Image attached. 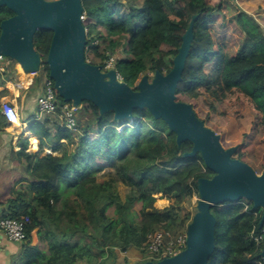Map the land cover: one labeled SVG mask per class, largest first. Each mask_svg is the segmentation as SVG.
<instances>
[{"label":"trees","instance_id":"trees-1","mask_svg":"<svg viewBox=\"0 0 264 264\" xmlns=\"http://www.w3.org/2000/svg\"><path fill=\"white\" fill-rule=\"evenodd\" d=\"M82 2L87 59L92 54V63L104 66L110 55L115 56L122 80L135 88L143 73L172 69L183 35L198 15L177 99L192 104L197 116L214 128L218 125L213 119H219L222 134L235 121L240 136L237 144H231L238 146L234 157L258 173L264 171V25L257 17L233 0ZM14 14L0 5V34L2 21ZM52 38L53 31L47 29L38 30L34 38L42 71L48 75ZM16 64L8 58L6 71L0 73L1 96L8 92V81H18ZM57 95L60 105L65 104ZM79 109L75 131L62 119V107L43 118L24 120L40 138V150L28 152L29 140L20 141L17 156L24 160L26 175L20 178L19 188L11 189L0 213V217L29 218L24 264H108L117 249L127 252L132 247L149 254L150 233L187 230L194 212L184 203L199 195V178L214 176L200 153L185 156L193 142L179 146L177 134L148 108L134 109L132 119L121 121L114 111L101 114L90 100ZM82 112L88 116L86 121L80 117ZM0 125H7L1 108ZM69 145L75 147L69 150ZM44 147L60 154H43ZM108 168L129 188L125 200L114 179L100 178ZM159 193L173 204L157 208ZM138 202L142 203L139 221L134 210ZM111 207L115 216L109 214ZM261 210L247 199L212 208L215 249L208 264H257L261 251L251 232L259 226L256 213ZM34 230L40 234V244L35 246L28 242ZM148 260L159 257L142 262Z\"/></svg>","mask_w":264,"mask_h":264},{"label":"water","instance_id":"water-1","mask_svg":"<svg viewBox=\"0 0 264 264\" xmlns=\"http://www.w3.org/2000/svg\"><path fill=\"white\" fill-rule=\"evenodd\" d=\"M0 5L15 13L1 23L0 52L20 64L26 73L36 75L43 62L34 43L37 31L52 30L46 62L64 101L80 107L90 100L101 114L114 111L117 121L132 119L134 109L148 108L177 134L179 146L193 142V149L185 156L200 153L214 172L211 178L198 179L199 199L187 225V247L175 256L140 264H208L215 249L216 217L212 208L216 205L250 200L254 208L262 209L259 226L263 225L264 171L258 173L234 157L238 146L226 148L221 135L197 116L192 104L177 99L198 15L193 16L183 35L172 69L168 73L156 71L152 80L149 75L142 76L135 88L118 78L117 69L103 71L102 65L88 61L82 0H0Z\"/></svg>","mask_w":264,"mask_h":264},{"label":"crops","instance_id":"crops-1","mask_svg":"<svg viewBox=\"0 0 264 264\" xmlns=\"http://www.w3.org/2000/svg\"><path fill=\"white\" fill-rule=\"evenodd\" d=\"M16 67L20 74L18 81L13 80L6 83L5 88L8 92L3 99L19 107L20 123L11 124L7 122V125H0V162L5 160V162H1L4 164L0 166V213L5 209L3 202L10 196L11 189L19 188L21 186L20 178L26 175L24 160L19 161L17 156V151L21 148L20 141L23 138L29 140L28 152H37L41 146L40 138L30 130L28 122H24V120L43 118L44 115L38 116V99L42 92L35 89L32 74L26 73L18 63ZM33 140L38 145L34 149H32ZM45 148L47 151L48 147ZM31 236V244L39 245L40 234L38 230L32 231ZM24 251V243L11 241L4 233L0 232V264H24Z\"/></svg>","mask_w":264,"mask_h":264},{"label":"built area","instance_id":"built-area-1","mask_svg":"<svg viewBox=\"0 0 264 264\" xmlns=\"http://www.w3.org/2000/svg\"><path fill=\"white\" fill-rule=\"evenodd\" d=\"M8 62V56L0 52V73L6 71ZM116 58L110 55L108 60L103 66V71L116 69ZM43 64L41 65V67ZM118 71V70H117ZM118 78L122 80V76L118 72ZM55 88V82L52 78L47 77L44 84V91L38 99V116H45L46 114L54 113L59 107L63 109L62 119L67 127L71 130L77 129L76 111L79 107L75 106L72 102H66L60 105ZM2 114L5 116L7 122L14 124L20 122L19 107L12 102L4 101L2 105ZM262 217V212L256 213V216ZM29 221L28 217L23 219H16L12 217H0V232L4 233L8 239L15 242L24 243L27 241L26 224ZM252 238L256 241L260 248V257L255 261L257 264H264V256L262 251L264 250V223L262 226L254 229L251 232ZM187 230L178 234H173L166 230H157L152 232L148 236V243L146 250L153 258L155 256L163 259L165 257H172L182 252L187 247Z\"/></svg>","mask_w":264,"mask_h":264},{"label":"rangeland","instance_id":"rangeland-1","mask_svg":"<svg viewBox=\"0 0 264 264\" xmlns=\"http://www.w3.org/2000/svg\"><path fill=\"white\" fill-rule=\"evenodd\" d=\"M228 2L230 0H211L212 3L217 4L219 2ZM240 8H242L244 11L251 13L252 15H254L255 17L258 18V20L264 25V0H233ZM138 3H142L143 0H137ZM225 4V3H224ZM103 32H105L104 30H102ZM120 54V52H119ZM122 54V52H121ZM88 61L93 62L94 61V56L92 54H89L88 56ZM9 58V57H8ZM11 59V58H10ZM23 71V70H22ZM155 72H145L143 73L140 78L138 79L137 83L140 81V79L142 78V76L144 75H149L150 77L154 76ZM33 79H34V87L35 89H38V91L43 92L44 91V84H45V80L47 77H49L48 73H45L42 71V67L41 69L37 72L36 75H33ZM36 76L38 77L37 79L39 80V82L36 84L35 83V78ZM3 87L0 86V91L2 90ZM35 89H33L35 91ZM4 96L0 95V108L2 109V105L4 103ZM82 105L79 107L81 108ZM78 108V109H79ZM80 110V109H79ZM205 111H207V109H204ZM81 119L82 121H86L88 116L85 114H83V112L81 113ZM216 123L218 126V128H214L212 126V123L210 124H206L209 127L213 128L217 133H219L221 135V141L222 138L224 140V146L227 147H231L232 143H236L238 141V138L240 136V133H238L237 129H235V121H231L230 124H232L230 126V128L228 129V132L222 134V124L220 123L219 119H213V123ZM232 138L233 141H230L229 138ZM78 141V139H76V142ZM237 144V143H236ZM75 147V145H69V150L73 149ZM48 151H46V148L44 149V153L43 154H47ZM53 154H60L59 152H54ZM1 162H5V160H1ZM0 162V166H2L4 163ZM100 178L102 180H112L114 179L116 182V188L118 190V192L120 193V196L123 200L126 199L127 197V193L129 188L121 181L119 180V178H117L115 171L113 169H106L102 174H100ZM156 198L157 201L155 203V206L157 208L163 209L167 206H170L171 204H173L172 200H169L166 197H163L161 193L156 194ZM199 199V195H195L190 201H186L185 207L187 208V210L191 211V212H196L197 211V202ZM142 208V203L138 202L135 204L134 206V210L136 212V218L139 221L140 220V211ZM262 212V210H261ZM109 214L111 216H115V209L114 207H111L109 209ZM118 251V252H117ZM116 251V257L112 260H106L108 262V264H140L144 259H150L153 258L151 255L146 254L145 252H143L141 249L136 248V247H132L130 248L127 252H122L120 250L117 249ZM122 252V253H121ZM80 264H85V261H80ZM90 264V263H89ZM107 264V263H106Z\"/></svg>","mask_w":264,"mask_h":264},{"label":"bare ground","instance_id":"bare-ground-1","mask_svg":"<svg viewBox=\"0 0 264 264\" xmlns=\"http://www.w3.org/2000/svg\"><path fill=\"white\" fill-rule=\"evenodd\" d=\"M16 123H18V121L15 122L14 124H16ZM19 123H20V122H19ZM32 143H33V145H34V146H32V149L37 148L38 145H37L36 141L33 140ZM47 151H48V152H54L51 148H48Z\"/></svg>","mask_w":264,"mask_h":264}]
</instances>
